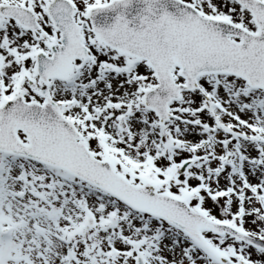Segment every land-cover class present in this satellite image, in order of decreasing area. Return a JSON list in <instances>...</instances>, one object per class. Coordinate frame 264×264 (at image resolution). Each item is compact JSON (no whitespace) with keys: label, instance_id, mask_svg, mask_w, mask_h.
<instances>
[{"label":"snow or ice","instance_id":"1","mask_svg":"<svg viewBox=\"0 0 264 264\" xmlns=\"http://www.w3.org/2000/svg\"><path fill=\"white\" fill-rule=\"evenodd\" d=\"M0 264H264V0H0Z\"/></svg>","mask_w":264,"mask_h":264},{"label":"water","instance_id":"2","mask_svg":"<svg viewBox=\"0 0 264 264\" xmlns=\"http://www.w3.org/2000/svg\"><path fill=\"white\" fill-rule=\"evenodd\" d=\"M102 14V16H96L95 20L98 22L101 26H104L107 22L111 21V17L114 15V13L107 12V13H99Z\"/></svg>","mask_w":264,"mask_h":264}]
</instances>
